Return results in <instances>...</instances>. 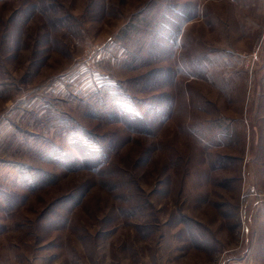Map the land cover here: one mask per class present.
Here are the masks:
<instances>
[{
	"label": "rangeland",
	"instance_id": "rangeland-1",
	"mask_svg": "<svg viewBox=\"0 0 264 264\" xmlns=\"http://www.w3.org/2000/svg\"><path fill=\"white\" fill-rule=\"evenodd\" d=\"M49 3L78 35L0 0V264H264V0ZM163 95L150 134L119 119ZM74 126L113 138L99 168L56 161Z\"/></svg>",
	"mask_w": 264,
	"mask_h": 264
},
{
	"label": "trees",
	"instance_id": "trees-1",
	"mask_svg": "<svg viewBox=\"0 0 264 264\" xmlns=\"http://www.w3.org/2000/svg\"><path fill=\"white\" fill-rule=\"evenodd\" d=\"M39 5L40 8L43 9L46 13H49L52 15L51 18V23L54 27L56 28H61V29H67V33L78 35L80 29V24L77 21H73V23H66L65 18L59 17L56 13V11H50V8H48V5L50 7L49 0H39ZM187 5V4H186ZM184 5V7H180L178 10L177 9H168L167 10V15H164L163 22L166 25H169L170 28L167 30L165 29V26H163V35H159V37L156 39L157 43L161 47H157L153 45L154 50L156 51V57H160L162 54L167 53L169 49V43L174 37V34L179 30V23L183 20H185L188 15L187 11V6ZM75 29V30H74ZM160 42L163 44L161 45ZM165 48V50H162ZM170 51V49H169ZM155 73V72H153ZM167 73V72H165ZM152 76H154L152 74ZM163 78L168 79L169 75H163ZM114 87L107 86L100 91L102 95L104 94H112L114 97L113 101L115 104L119 103V96L116 93H110L112 92ZM169 96L168 95H163L161 99H159L155 105L153 104L150 106L147 111L145 112V115H140L132 110H123L121 113L119 119L127 126L128 129L134 132H139V133H144V134H150L152 132V129L155 125V123L160 120L161 118L164 117L166 114V111L168 109L167 104H168ZM169 106V105H168ZM117 116L114 115V118ZM148 119V120H147ZM73 119L72 118H60L57 119V124H62V127H66L70 124H73ZM76 125V124H75ZM75 130L77 133L72 137L71 139V145L72 147L77 151L79 155V159L77 158H70L66 154H56V161L59 162L60 165H64L65 168L71 169V168H76L77 166L82 165V166H87L90 170H94L99 168L105 161L106 159V154H107V147L103 146L102 144L109 142L114 146V141L113 138L107 137L108 135L101 136V137H96L95 135L91 134L90 132L74 126ZM81 162V163H79ZM18 167H25L24 165ZM29 172L31 173H24L25 175L30 174L33 176V169L31 167H27ZM38 173L41 174L40 171H37ZM44 180V179H43ZM3 198L6 201L7 200H12L11 203L14 202V206L17 204V199L16 195L14 193H3ZM13 197V198H12ZM13 207H9L8 209H14Z\"/></svg>",
	"mask_w": 264,
	"mask_h": 264
}]
</instances>
